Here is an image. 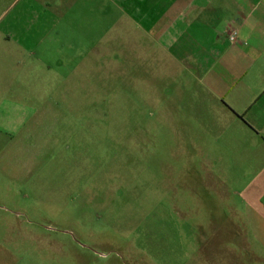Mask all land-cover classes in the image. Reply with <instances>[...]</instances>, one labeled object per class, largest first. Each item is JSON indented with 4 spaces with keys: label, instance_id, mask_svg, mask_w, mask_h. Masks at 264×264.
Instances as JSON below:
<instances>
[{
    "label": "rangeland",
    "instance_id": "obj_1",
    "mask_svg": "<svg viewBox=\"0 0 264 264\" xmlns=\"http://www.w3.org/2000/svg\"><path fill=\"white\" fill-rule=\"evenodd\" d=\"M152 35L121 0H0V264H264L246 192L186 149L213 133L159 108L185 82Z\"/></svg>",
    "mask_w": 264,
    "mask_h": 264
},
{
    "label": "crops",
    "instance_id": "obj_2",
    "mask_svg": "<svg viewBox=\"0 0 264 264\" xmlns=\"http://www.w3.org/2000/svg\"><path fill=\"white\" fill-rule=\"evenodd\" d=\"M121 1L137 9L144 29L153 32L156 45L182 71L183 85L164 92L157 89L159 108H177L176 113L170 111L174 126H206L213 133L209 140L215 141L217 152L207 151L193 136L186 149L206 150L207 156L217 157L204 164L210 174L206 183L214 184L212 173L217 170L225 188L245 191L259 222L257 226L250 220V227L263 235L264 0ZM42 20L49 22V14ZM233 27L238 28L236 42L228 37ZM222 221L225 225L226 218ZM233 226L241 237V226Z\"/></svg>",
    "mask_w": 264,
    "mask_h": 264
},
{
    "label": "built area",
    "instance_id": "obj_3",
    "mask_svg": "<svg viewBox=\"0 0 264 264\" xmlns=\"http://www.w3.org/2000/svg\"><path fill=\"white\" fill-rule=\"evenodd\" d=\"M228 37L231 42H236L238 40V28L236 27L231 28Z\"/></svg>",
    "mask_w": 264,
    "mask_h": 264
}]
</instances>
